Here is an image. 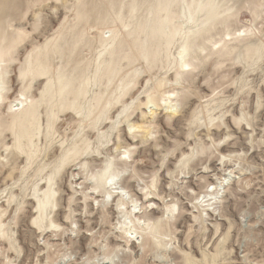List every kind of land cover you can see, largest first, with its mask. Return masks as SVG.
<instances>
[{"label":"rangeland","instance_id":"rangeland-1","mask_svg":"<svg viewBox=\"0 0 264 264\" xmlns=\"http://www.w3.org/2000/svg\"><path fill=\"white\" fill-rule=\"evenodd\" d=\"M112 1L0 0V264H264V0H214L209 22L199 0ZM160 1L169 46L143 29ZM37 53L53 90L77 82L18 147L10 108L48 82ZM111 174L134 202L105 194Z\"/></svg>","mask_w":264,"mask_h":264},{"label":"bare ground","instance_id":"bare-ground-1","mask_svg":"<svg viewBox=\"0 0 264 264\" xmlns=\"http://www.w3.org/2000/svg\"><path fill=\"white\" fill-rule=\"evenodd\" d=\"M112 2L113 1L111 0V3ZM198 3H199V5L197 7V10L199 12H203V11L205 12L206 22L213 21L214 18L216 17L213 12H214V9L217 6L216 3L214 2V0L213 1L208 0V3L206 4V6H204L201 3V0H199ZM160 4H161V5H159L160 7H158L157 9L154 10V14H153V16L151 18L152 24L150 26L147 25L145 28L143 27V29H144V33H147L148 36L153 35L158 40L164 38L165 43L167 44L166 46H169L172 43L173 38L175 37V35L178 32V30L176 29V26L174 24L175 17L173 16V12L171 11V8H170V6L173 5L174 3L171 4L169 1H160ZM185 9L188 10V7L185 8ZM205 9L207 10V12L205 11ZM118 17H120V15ZM190 19H194V17L191 16ZM0 33H2V35H3L4 31L1 29ZM197 33H200V32H197ZM7 37H8L7 35H6V37H1V34H0V67L2 66V61H4L5 57H7V54H9V52H10L11 47L9 45L12 44L10 42H13V41H9L7 39ZM189 41H192V40H190L189 36H186L185 45H184L182 53L180 55L181 59H185L189 55L188 53H190V51H188V50H190L189 47L191 46L188 43ZM141 45L145 49V47H146L145 42L142 43ZM119 46H120V44H119ZM153 47L154 46L152 45V46H148V48L145 49L144 55H145V58L148 59V61H153L155 59L156 55H157V50L155 48H153ZM46 49H47V46H46ZM46 53H48V52H46ZM42 55L43 54L39 55L37 53V57H35V60L34 61H30L29 65H27L28 69H30V70H33V68L36 69L33 72L38 70V72H40V74H42L44 76L47 75L46 77L48 79V82L46 83L47 85L45 84L46 87L44 88V91L41 92V98L38 99V100L37 99L35 100L34 98H29L30 100H28V99H24L25 97L23 96L24 100L23 99L15 100V102L12 104V106L10 108L11 112H14V114H13L14 120H13L12 123H14L15 125L18 126L17 129L16 130L14 129L15 131L13 132V136L15 137V142L18 144V147L22 146V143H23L24 139H27L28 143H30L29 145H34V141H33V138H34V136H33V127L36 125L37 119L39 117V114H38L39 105L45 100L46 95L50 94L49 98L51 97L50 101H52V102L55 99H60L61 101L66 102L65 98H67L69 95H71L70 91H72V90H70V89L72 88L73 84H74V86H73L72 89H74V87L76 86L75 83L77 82V80L74 77L73 78L70 77L71 79H69V77L67 76L68 74L66 75L68 78H64L65 77L64 75H60L61 76L60 77L61 81H58L59 82V86L57 85L58 86L57 90H53V86H54L53 85V81L54 80H52V78L49 76L52 73L48 72V70H47V68L49 67L48 63H47V61L43 60V58L41 57ZM9 56H10V54H9ZM48 56H49V54H48ZM44 57L46 58L47 55L44 56ZM185 63L187 64L188 60ZM117 67H115V68H117ZM27 71L21 72V75L19 77H21L22 80L26 79L25 76H26V72ZM60 74H63V73H60ZM83 78H84V76H83ZM82 87H83L82 84H79L78 87H77L78 88L77 91H79V92H75V90H74V92L76 93L75 98L77 96H79L80 93L83 91ZM26 88L27 87H25V90H26ZM5 89H6L5 77H4L3 74L0 73V101L1 102H5L6 99H7V96H6L5 92H4V96L1 94V92L4 91ZM25 93H26V91H25ZM72 105L74 106V104H72ZM72 105H70V106H72ZM121 182L122 181L116 180V177L111 174L107 178V180H104L102 178L100 180L99 184L100 185L102 184L100 187L104 188L106 190L105 194H107L109 196H117L118 195V197L120 196V199H122V200H125V198L130 196V199H131V192L128 191L122 185ZM216 196L218 197V195H216ZM216 198L215 197H208V195H206L204 199H207L206 201H210L211 202V201H213ZM133 200H132V202H134ZM48 203L50 204L49 195L45 194V197L43 199L39 200V202H38V206H39L38 212H39L40 217H42L44 215V210H45L46 206L48 205ZM123 203H125V202H123ZM123 203H121L120 206H119L120 210H122V207L124 206V205H122ZM120 210H119V212H120ZM133 212H135V211H133ZM136 232H137V230H136ZM146 239H148V238H146Z\"/></svg>","mask_w":264,"mask_h":264}]
</instances>
